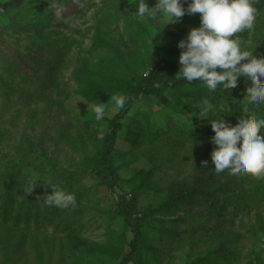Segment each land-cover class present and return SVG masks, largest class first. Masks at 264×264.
Returning <instances> with one entry per match:
<instances>
[{"label": "rangeland", "instance_id": "1", "mask_svg": "<svg viewBox=\"0 0 264 264\" xmlns=\"http://www.w3.org/2000/svg\"><path fill=\"white\" fill-rule=\"evenodd\" d=\"M41 2H47L48 7L40 9ZM146 3L152 7L155 0ZM163 23V19L138 17L132 0H25L18 7H0V53L8 55L10 49L25 52L33 40L36 50L41 41L29 36L32 31L31 36L46 32L52 42L64 46L56 56L57 60L62 56L61 63L54 68L52 78L44 80L36 99L4 101L0 89V127L5 129L0 141V187L11 178L18 179L24 185L21 197H28L30 194L24 192L27 181L36 175L39 182L33 188L35 192L57 185L79 193L74 207L59 208L67 227L37 226L33 222L26 233L21 229L8 237L2 233L0 264H120L138 234L136 226L127 225L121 214L119 202L123 198L131 202L140 225L146 229H140L144 235L141 253L122 264H264V201L241 195L239 186L232 185L235 179H241L247 189L248 180L264 181V176L230 174L228 170L216 173L211 161L216 145L210 135L204 134L207 125L200 124L198 131L193 129V136H199L196 139L180 134L189 133V115L207 121L198 116L203 101L182 98L173 109L148 97L139 100L117 130L112 150L117 183L110 188L90 164L107 129V119L117 110L111 97L122 95V90L116 87L102 94H79L71 75L73 69L83 59L103 70L110 68L107 51L92 43L98 29L112 38L123 54L127 48L137 49L140 56L129 64L153 62L150 43L144 46L136 34L143 28L150 38L155 37L169 26ZM129 34L136 35L133 41ZM121 38L126 44L119 42ZM40 53H36L38 57ZM23 66L18 64L19 69ZM141 71L146 73L144 67H138ZM21 74L15 69L8 73L0 62V88L1 78L16 87H29ZM248 86L250 81L239 76L237 86L231 89L232 106L223 108L217 99L210 101L216 106L214 114L226 116L233 125L251 115L261 118L264 106L245 103ZM229 96L225 94V98ZM55 100L62 104H55ZM99 101L107 103L104 118L97 121L92 105ZM230 108L237 109L238 118L230 114ZM46 116H58L60 125L53 127L50 140L40 138ZM58 127L66 139L55 136ZM14 146L25 151H15ZM209 173L216 181L230 178L234 188V194L219 196L222 200L216 209L213 199L205 201L198 191L193 196H180L169 210H161L179 189L192 184L199 190L208 188V182H202ZM33 195H39L38 203L42 204L46 194Z\"/></svg>", "mask_w": 264, "mask_h": 264}, {"label": "trees", "instance_id": "2", "mask_svg": "<svg viewBox=\"0 0 264 264\" xmlns=\"http://www.w3.org/2000/svg\"><path fill=\"white\" fill-rule=\"evenodd\" d=\"M24 1L25 0H6L0 2V7L3 9L18 7ZM181 2L182 6L186 9L188 0H181ZM254 6L257 9V21L254 28L246 30L243 33H238L237 36L250 46L255 56L264 58V0H254ZM38 7L44 9L48 7V3L41 2L38 4ZM35 24L38 29V27H40L39 24L37 22ZM35 24H29V27L35 26ZM199 24V13L188 14L185 12V15L182 16L179 21L169 23V26L155 37L150 38L143 28L139 32L137 31V40L141 38L140 41L143 42L144 46L148 44L147 42L150 43L153 50V62L146 63L142 61L136 62L135 65L129 63L136 56H140L136 51L137 49L134 50L133 47L127 48L123 54L116 42L98 29L93 35L92 43L96 48H102L107 51L109 62H111L110 68L108 70L107 68L103 70L102 68H98L97 64L87 62L83 59L73 69L71 75L76 83L77 93L91 95L96 92L97 94H102L112 90V88L118 87L122 90V95L127 97L125 107L123 109H117L116 112L107 119V129L102 135L97 153L90 159V164L99 178L106 182L110 188L117 183L118 177L112 160V150L117 138V130L121 127V123L125 117H127L129 111L139 100L148 97V99L150 98L158 101L160 105L165 108L168 107L173 109L178 106L176 104H178L182 98H190L197 101L208 99L212 103L217 99V104L221 105L223 108L226 107V105L232 106L233 98L231 97V89L225 91L222 90L221 87H218L217 91L209 92L202 82L192 81L191 84H189L187 81L183 79L178 80L175 77L180 69L178 57L181 49L177 46V42L181 40L182 37L186 36L191 27H197ZM32 34L33 31L31 35ZM31 35H29L31 38L33 37V39L41 41V44L36 50L33 48H36L37 44L34 45L35 42L33 40L30 41L25 52H20L18 49H10L8 55L0 53V62L4 65L5 70H7L8 73L13 72L14 69L21 72L22 77L25 79V85H29L27 88L24 86L16 87L14 83L12 84L10 81L11 84L7 83L5 79L1 78L2 87L0 89L4 101L11 99L19 100L20 97L25 100L36 99L39 88H41L44 80L48 81L52 78L54 68L58 66L63 59L61 56L60 60H57L56 56L64 49V46L62 45L59 47L57 43L52 42L47 37L48 33H39V35L37 34L38 36ZM129 35V40L133 41L136 35ZM119 42L126 44V40L122 38ZM140 49L141 47L138 48V50ZM37 52H41L40 57L37 56ZM14 63H17V65H14ZM18 64H24L22 69L18 68ZM138 67H144L146 73L144 74V71L138 72ZM225 94L230 96L225 98ZM233 94L235 95V93ZM224 100L225 103H223ZM57 102H59L60 105L62 104V102L55 100V104H57ZM229 111H231V115H235L238 118L237 109L230 108ZM214 115H210V118L215 119L221 117L228 122L226 116ZM260 115L261 118L264 117V108L261 110ZM187 118L190 123V128L188 129L189 133L183 132L180 134H188V137L196 139L199 136H193V129L197 128V131L200 130L198 127L202 124L203 126H208V130H204V134H208L211 137L214 135L208 120L201 122L199 120H194V116L190 115ZM44 119V132L43 136L41 135L40 138L44 137L46 140H50L53 127L56 128L59 124L58 116L52 118L46 116ZM3 133H5V129L0 127V141ZM55 133H57L55 136L58 137V135H61L66 139L67 135L64 131L59 129V127L55 130ZM37 141L39 140L37 139ZM14 147L13 149L15 151H20L22 153L25 151L24 148L20 146ZM28 147L30 148V145H28ZM42 154H45L44 150ZM47 156L48 155L45 154V157ZM209 167L210 164H208L206 168ZM205 182H208V188L206 189H204L206 187L204 186L203 189L199 190L195 184H192L187 189H179L177 193H174L175 195H173L170 202L161 210H169L174 205L175 200H178L180 196H193L198 191L200 194H204L203 199L205 201L210 202V199H213V203L215 204L214 209H216L217 204H221L220 201L222 200L219 196L221 194H234L232 189L238 188V186L241 195H253L256 199L264 201V181L259 178L248 180L249 184L247 183V189L243 188V181L241 179H235L232 183L234 188H232L230 185V178L223 182L222 180L216 181L212 173H209L208 178L202 183ZM49 186H45L42 189L37 188V192L33 189L31 193H28L30 194L28 197H21L24 189L23 182H19L18 179L14 178L5 182L3 186L0 187V235L4 233L6 237H8V234H13L20 229L26 233L30 227L29 225L33 222L37 226L38 223H41L42 225L50 224L55 227L64 224V227H67L65 220L61 217L59 208L48 207L44 203L40 204L38 203L39 195H33L50 193L51 188ZM75 195L77 203L79 201V193ZM119 204L121 214L127 225L136 226V233H138L134 236L130 249L121 261L120 264H122L125 261L135 260L137 254L141 253V243L144 235L140 229L144 226L140 225V221L136 217L132 204L128 199L123 198L120 200ZM170 229L172 228L170 227ZM168 230L169 229H165L164 232L169 233ZM140 233L141 237L139 236ZM174 234H176L175 231Z\"/></svg>", "mask_w": 264, "mask_h": 264}, {"label": "clouds", "instance_id": "3", "mask_svg": "<svg viewBox=\"0 0 264 264\" xmlns=\"http://www.w3.org/2000/svg\"><path fill=\"white\" fill-rule=\"evenodd\" d=\"M132 3H135L138 17L151 21L163 19V25L179 21L185 12L199 13V26L191 27L186 37L177 42L181 51L176 79L189 84L199 81L209 92H215L218 87L225 91L235 88L238 77L243 75L250 81L245 103L256 108L264 106V84L261 83L264 81V58L255 56L250 46L237 36L256 24L254 0H188L186 9L181 0H155L152 7L146 0H132ZM111 99L117 109H123L127 102L123 95ZM106 103L99 101L92 105L97 121L104 118ZM215 111L216 106L204 99L198 116L206 118L214 132L212 141L216 147L211 152V161L216 173L228 170L230 174L264 176V117L251 115L231 125L221 117L210 118V113ZM245 113H248L247 108ZM37 182L38 176H30L24 192L31 193ZM49 187L51 192L42 198L45 205L62 209L76 205L74 193L57 186Z\"/></svg>", "mask_w": 264, "mask_h": 264}]
</instances>
